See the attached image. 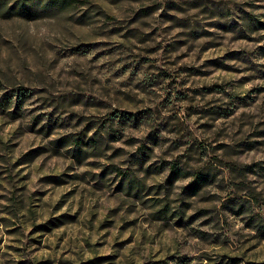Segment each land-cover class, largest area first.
<instances>
[{"label": "rangeland", "instance_id": "rangeland-1", "mask_svg": "<svg viewBox=\"0 0 264 264\" xmlns=\"http://www.w3.org/2000/svg\"><path fill=\"white\" fill-rule=\"evenodd\" d=\"M0 264H264V0H0Z\"/></svg>", "mask_w": 264, "mask_h": 264}]
</instances>
